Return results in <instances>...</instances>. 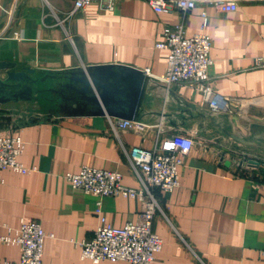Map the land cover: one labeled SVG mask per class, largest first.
I'll list each match as a JSON object with an SVG mask.
<instances>
[{"label":"crops","instance_id":"0c3cea01","mask_svg":"<svg viewBox=\"0 0 264 264\" xmlns=\"http://www.w3.org/2000/svg\"><path fill=\"white\" fill-rule=\"evenodd\" d=\"M75 2L0 0V62L45 78L34 99L0 102V135L22 137L19 159L36 167L28 173L0 170V234L35 220L53 234L44 243V264H132L83 259L80 243L94 236L99 207L109 223L123 226L138 219L141 201L85 193L65 174L92 165L119 171L124 184L139 187L125 148H153L166 135L192 132L196 144L183 156L179 186L171 192L154 189L161 209L153 229L163 248L153 264H264V65L258 64L264 57V0H238L230 12L200 0L187 14L157 12L149 0H116L114 10L95 2L73 13ZM178 22L189 36L209 34L213 86L241 101L231 112L213 114L191 84L158 79L168 50L157 43ZM107 63L145 71L138 119L161 123L160 128L118 131L113 124L118 117L79 108L60 84L69 83L60 72ZM6 70L0 69V77ZM26 110L33 116L25 118ZM244 156L259 165H241ZM20 257L18 245H0V264Z\"/></svg>","mask_w":264,"mask_h":264},{"label":"built area","instance_id":"2783aa9c","mask_svg":"<svg viewBox=\"0 0 264 264\" xmlns=\"http://www.w3.org/2000/svg\"><path fill=\"white\" fill-rule=\"evenodd\" d=\"M157 12H171L174 9L187 14L200 0H149ZM222 11H235L238 0H207ZM95 2L108 10H114L116 0H76L72 11L83 9ZM71 12V14H72ZM70 14V15H71ZM69 16V15H68ZM203 29L208 25L207 12H203ZM158 47L168 50V63L165 73L158 77L162 82L189 83L200 91L205 103L213 114L231 112L232 107L241 105L240 99L219 93L213 86L211 67L212 41L205 31L193 35L186 34L184 22H178L165 31L164 39ZM264 65V57L258 59ZM149 72L148 70L146 71ZM115 129L133 130L141 133L152 127L160 128L161 123L150 124L141 120L117 118ZM196 139L192 132L166 135L160 144L153 148L134 145L125 148L128 159L140 182L139 187H132L122 182L119 171L84 165L79 172H68L65 178L76 189L97 196H125L137 198L142 207L136 221H129L123 226H115L107 221L102 208L97 209L101 222L90 240L82 241L81 257L98 263L104 259L124 260L132 264H153L156 254L163 248V239L153 229V223L160 207L154 189L171 192L179 186V166L183 156L188 154ZM25 142L17 135H0V170L10 167L15 171L28 173L36 167H28L20 161ZM253 159L244 156L242 161L248 164ZM236 163L239 162L237 158ZM249 165V164H248ZM0 180L1 175H0ZM100 203V202H99ZM48 233L39 221H22L21 225L10 234H0V245H18L21 257L18 261L5 260L1 264H44L43 251Z\"/></svg>","mask_w":264,"mask_h":264},{"label":"water","instance_id":"95a60500","mask_svg":"<svg viewBox=\"0 0 264 264\" xmlns=\"http://www.w3.org/2000/svg\"><path fill=\"white\" fill-rule=\"evenodd\" d=\"M0 69H7L5 75L0 77V102L32 100L35 94L43 92L38 84L45 78L36 76L34 69L18 70L15 63L10 61L0 62ZM59 74L68 78L69 83L60 81V84L65 86L64 90L71 92V97L78 105L82 104L79 108L91 106V114L139 120L138 113L148 82L143 69L122 63H107ZM236 139L248 143L242 137L236 136ZM259 163L255 159L248 161L252 166ZM240 164L243 165L244 161Z\"/></svg>","mask_w":264,"mask_h":264},{"label":"rangeland","instance_id":"374dc122","mask_svg":"<svg viewBox=\"0 0 264 264\" xmlns=\"http://www.w3.org/2000/svg\"><path fill=\"white\" fill-rule=\"evenodd\" d=\"M31 112V111H30ZM33 116V113L32 114H30L29 112H28V110H26V113L24 114V117L26 118V117H29V116Z\"/></svg>","mask_w":264,"mask_h":264}]
</instances>
